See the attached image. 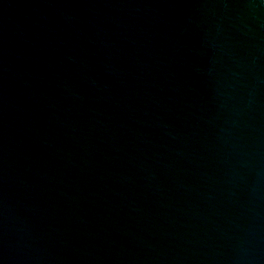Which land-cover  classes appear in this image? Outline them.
Here are the masks:
<instances>
[{
  "label": "water",
  "instance_id": "95a60500",
  "mask_svg": "<svg viewBox=\"0 0 264 264\" xmlns=\"http://www.w3.org/2000/svg\"><path fill=\"white\" fill-rule=\"evenodd\" d=\"M0 264H264V0H0Z\"/></svg>",
  "mask_w": 264,
  "mask_h": 264
}]
</instances>
